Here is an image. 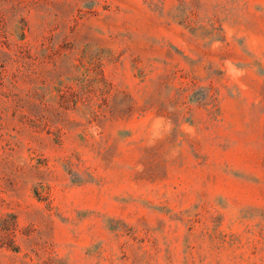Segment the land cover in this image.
I'll return each instance as SVG.
<instances>
[{"label":"rangeland","instance_id":"rangeland-1","mask_svg":"<svg viewBox=\"0 0 264 264\" xmlns=\"http://www.w3.org/2000/svg\"><path fill=\"white\" fill-rule=\"evenodd\" d=\"M0 264H264V0H0Z\"/></svg>","mask_w":264,"mask_h":264}]
</instances>
